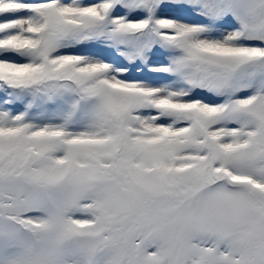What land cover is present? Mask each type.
<instances>
[{
  "label": "snow or ice",
  "instance_id": "1",
  "mask_svg": "<svg viewBox=\"0 0 264 264\" xmlns=\"http://www.w3.org/2000/svg\"><path fill=\"white\" fill-rule=\"evenodd\" d=\"M0 264H264V0H0Z\"/></svg>",
  "mask_w": 264,
  "mask_h": 264
}]
</instances>
